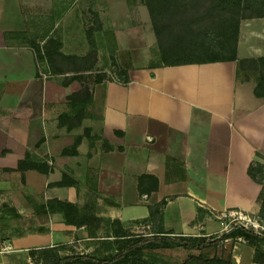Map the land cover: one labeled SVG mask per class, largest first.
Here are the masks:
<instances>
[{"label":"crops","instance_id":"crops-1","mask_svg":"<svg viewBox=\"0 0 264 264\" xmlns=\"http://www.w3.org/2000/svg\"><path fill=\"white\" fill-rule=\"evenodd\" d=\"M25 2L0 0V264H34L31 251L56 245L66 246L61 254L94 250L84 227L43 208L48 200L78 208L95 200L98 216L130 225L164 199V229L184 236L215 231V218L229 211L256 214L261 186L247 167L261 161L256 150L264 154V101L253 83L236 80V68L238 60L264 56V17L240 22L237 60L150 68L158 47L143 0ZM75 20L110 27L129 81L94 85L88 125L102 139L85 137L76 154H63L83 127L68 132L57 117L80 84L63 83L71 71H47L30 42L52 39L78 54ZM27 151L48 165L46 173L16 170ZM64 174L77 182L56 184ZM197 205L211 212L204 221L196 220ZM242 243L235 242L232 260L260 264Z\"/></svg>","mask_w":264,"mask_h":264},{"label":"trees","instance_id":"trees-1","mask_svg":"<svg viewBox=\"0 0 264 264\" xmlns=\"http://www.w3.org/2000/svg\"><path fill=\"white\" fill-rule=\"evenodd\" d=\"M143 3L148 9L158 46L156 61L150 62V68L237 60L240 22L243 19L264 17V0H143ZM97 27L99 29L101 25ZM110 34L112 35V32ZM88 40L92 49L83 57L64 54L61 51L62 44L57 45L52 39L43 45L34 40L30 42L38 62L47 65V71L53 76L64 74L55 66L57 58L85 62L89 59L81 70L76 69L63 80L64 84L76 81L80 88L67 95L66 109L57 117L58 126L64 127L68 132L83 127L82 132L74 135L73 145L62 150L63 154H76L77 146L85 137L91 144L102 139L99 135H91L93 127L88 125L92 118L94 85L105 79H116L124 83L129 81L128 72L120 68L116 62L117 71L112 73L111 77L106 78V74L93 76L96 51L90 31ZM236 80L253 83L254 94L264 101V56L238 60ZM103 147L107 150L112 149L106 140H103ZM256 156L261 161L252 160L247 167V173L261 186L257 196L259 208L256 216L264 226V154L256 150ZM28 169L46 173L48 165L35 153L27 151L16 170ZM144 178L151 182V189H157L156 177L148 175ZM69 182L72 184L77 181L74 178L68 179L67 174H64L62 180L56 184L67 185ZM95 196L99 195L95 193ZM95 203V200L86 202L83 207L78 208L69 201L57 199L46 201L44 209L58 212L66 224L84 227L87 236L93 239L96 247L91 253L72 251L69 254H61L66 249L65 245L40 248L31 251L34 264H165L156 256H147L146 251L153 243L168 239H174L187 249L213 250L212 254L203 251L198 254L190 253L179 264H237L232 260L231 253L223 256L217 252L221 239L236 237H243L254 247V262L264 264V250L261 247L264 245V232L256 233L252 228L232 224L228 232L210 240L203 236L186 238L184 235H175L163 227L164 207L167 203L163 199L148 206L147 218L133 222L148 226V233L135 234L131 232L128 223L117 218L98 216L94 209ZM197 212L198 222L204 221L206 216L211 214L207 208L200 205H197ZM171 234H174L173 238Z\"/></svg>","mask_w":264,"mask_h":264},{"label":"rangeland","instance_id":"rangeland-1","mask_svg":"<svg viewBox=\"0 0 264 264\" xmlns=\"http://www.w3.org/2000/svg\"><path fill=\"white\" fill-rule=\"evenodd\" d=\"M26 4L25 1L29 0H21ZM143 10H146V7L143 6ZM147 12V11H146ZM148 14V13H147ZM148 20L149 15H148ZM75 23L77 24V33L76 37V44H77V52L78 54H70L69 52L64 53L67 55H75L79 57H83L91 51L92 47L89 44L88 40V31L91 32V35L94 39V49L96 51V59L93 60V71L95 74H106V78L111 77L112 73L117 71L116 64L117 58L115 56V51L113 47V37L110 34L111 29L108 27L107 29L104 28L101 25V28L98 29L97 26L100 24L97 20H75ZM103 27V28H102ZM145 28H151L150 24L148 23V27ZM150 31V29H149ZM50 31L44 30V33L41 34L42 36L49 35ZM80 32V33H79ZM54 33V32H53ZM123 33H126L123 31ZM40 35V33H39ZM38 35V36H39ZM40 35V36H41ZM82 35V36H81ZM157 44V43H156ZM157 46V45H156ZM158 47V46H157ZM93 49V51H94ZM92 51V52H93ZM82 52H85V54H81ZM89 60V59H88ZM88 60L85 62L84 60H73V59H65V58H57L55 62V66L59 68L61 71H75L76 69L81 70V67L85 66ZM150 62L156 61V57H151ZM92 63V60L91 62ZM70 72V73H71ZM83 73H89V71H82ZM66 78V77H62ZM233 212V211H231ZM228 213V212H226ZM250 218H256V214H247ZM258 218V217H257ZM216 223L219 228H216L215 231H209L207 229L200 228L198 231H196V235H192L194 237H200L203 236L206 240L213 239L214 237L219 238V236L224 233L228 232L232 224H245V221L239 220L237 218L233 217H223L222 215L219 216V220L215 218ZM221 222V223H219ZM130 230L132 233L140 234L144 233L147 234L149 231V227L143 225L142 223H132L129 225ZM224 228L222 231H220L221 228ZM199 228V227H198ZM248 228V227H247ZM176 235V234H175ZM178 235V234H177ZM174 234H171V238H173ZM186 238H190V236H186ZM235 242L241 243L245 245H250L243 237H236V238H228V239H221L219 241L217 252L219 255L228 256L229 253L232 255V250L234 249ZM251 246V245H250ZM262 245L261 247H263ZM200 251H203L208 254H212L213 250L211 248H205L202 250L199 249H187L182 245H179L178 242H176L174 239H168L164 241H160L157 243H153L150 248L146 251L147 256H156L160 259H162L165 264H179L181 261H183L190 253L198 254ZM77 253H80V250Z\"/></svg>","mask_w":264,"mask_h":264},{"label":"built area","instance_id":"built-area-1","mask_svg":"<svg viewBox=\"0 0 264 264\" xmlns=\"http://www.w3.org/2000/svg\"><path fill=\"white\" fill-rule=\"evenodd\" d=\"M222 216L223 217H233L239 220H243L245 221L244 226L248 228H252L256 233L264 232V226L262 222L260 221V219L257 217L250 218L247 215L243 214L242 212L235 211V210H233V212L229 211L228 213H223Z\"/></svg>","mask_w":264,"mask_h":264}]
</instances>
